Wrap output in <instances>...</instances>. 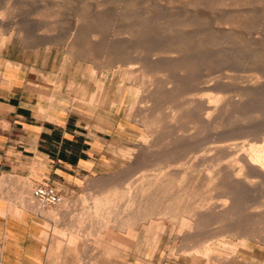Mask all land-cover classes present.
<instances>
[{
    "label": "rangeland",
    "instance_id": "1",
    "mask_svg": "<svg viewBox=\"0 0 264 264\" xmlns=\"http://www.w3.org/2000/svg\"><path fill=\"white\" fill-rule=\"evenodd\" d=\"M2 47L31 65L41 113L76 114L106 144L99 172L66 188L58 206L42 211L51 264H85L91 258L87 264H264V182L252 177L238 187L228 175L217 174L232 159L240 166L243 149L249 153L251 145L263 144L264 0H0ZM142 119H149L150 129ZM230 143L238 146L227 151ZM138 166L154 170L138 172ZM168 171L177 174L165 176ZM142 173L153 176L137 181ZM141 190L151 201L142 211ZM104 194L112 196L113 209L94 208L96 196ZM227 197L228 203L238 202L233 216L222 222L206 217L192 232L196 239L183 240L186 230L179 238L180 218H190L208 203L223 204ZM175 203L178 219L172 222L162 211H172ZM150 205L156 213L151 221L125 229L122 216L144 215ZM199 241L214 244L216 259L211 256L209 263V257L196 253Z\"/></svg>",
    "mask_w": 264,
    "mask_h": 264
},
{
    "label": "crops",
    "instance_id": "2",
    "mask_svg": "<svg viewBox=\"0 0 264 264\" xmlns=\"http://www.w3.org/2000/svg\"><path fill=\"white\" fill-rule=\"evenodd\" d=\"M29 66L0 48V264H51L33 186L49 184L63 195L105 165L104 139L76 114L40 112Z\"/></svg>",
    "mask_w": 264,
    "mask_h": 264
},
{
    "label": "bare ground",
    "instance_id": "3",
    "mask_svg": "<svg viewBox=\"0 0 264 264\" xmlns=\"http://www.w3.org/2000/svg\"><path fill=\"white\" fill-rule=\"evenodd\" d=\"M226 2V1H225ZM254 2V1H253ZM257 2V1H256ZM132 4V3H131ZM235 8V7H234ZM131 12V11H130ZM238 12V11H237ZM134 14V13H133ZM194 15V14H193ZM202 15H204V14H202ZM206 16V15H205ZM133 18V17H132ZM175 18V17H174ZM226 19V18H225ZM77 20V19H76ZM134 21V20H133ZM137 21V20H136ZM158 21V20H157ZM168 21V20H167ZM175 21V20H174ZM80 22V21H79ZM172 22V21H171ZM138 23V22H137ZM149 23V22H148ZM154 23V22H153ZM103 24V23H102ZM158 24V23H157ZM99 25V24H98ZM151 25V24H150ZM155 25V24H154ZM175 25V24H174ZM224 25V24H223ZM229 25V24H228ZM251 25V24H250ZM139 26H141V24L139 25ZM165 26V25H164ZM114 27V26H113ZM122 28H124V26L122 27ZM138 28V27H137ZM160 28V27H159ZM225 28V27H224ZM262 28V27H261ZM158 29V28H157ZM175 29V28H174ZM150 30V29H149ZM239 30V29H238ZM126 31V30H125ZM227 31V30H226ZM160 32V31H159ZM153 33V32H152ZM175 33V32H174ZM260 34H261V32H260ZM158 35V34H157ZM163 36V35H162ZM228 36V35H227ZM154 37V36H153ZM157 37V36H156ZM236 37V36H235ZM109 39V38H108ZM155 39V38H154ZM225 39V38H224ZM150 40H152V39H150ZM166 40V39H165ZM170 40H172V39H170ZM185 40V39H184ZM213 41H216V40H213ZM223 41V40H222ZM128 42V41H127ZM159 42V41H158ZM182 42V41H181ZM174 43V42H173ZM206 43V42H205ZM213 43V42H212ZM233 43H235L234 41H233ZM103 44H105V43H103ZM164 44V43H163ZM177 44V43H176ZM152 45V44H151ZM175 45V44H174ZM173 45V46H174ZM179 45H181V43L179 44ZM208 45V44H207ZM220 45V44H219ZM236 45V44H235ZM100 46V45H99ZM98 46V47H99ZM129 46V45H128ZM178 46V45H177ZM188 46H189V44H188ZM197 46H198V44H197ZM204 46V45H203ZM202 46V47H203ZM125 47V46H124ZM172 47V46H171ZM181 47V46H180ZM193 47V46H192ZM238 47V46H237ZM103 48V47H102ZM150 48V47H149ZM170 48V47H169ZM197 48V47H196ZM195 48V49H196ZM199 49H200V47H198ZM197 48V49H198ZM125 49V48H124ZM164 49L166 50L167 48H165V46H164ZM172 49H174V48H171V50ZM180 49V48H179ZM106 50V49H105ZM181 50V49H180ZM179 50V51H180ZM188 50V49H187ZM207 50V49H206ZM167 51V50H166ZM183 51V50H182ZM205 51V50H204ZM120 52V51H119ZM150 52V51H149ZM169 52H171V53H173L172 51H169ZM174 52H177V49H176V51H174ZM191 52H193V51H191ZM208 52V51H207ZM161 53V52H160ZM170 53V54H171ZM177 53H179V52H177ZM180 53H181V51H180ZM146 54V53H145ZM158 54V53H157ZM153 55V54H152ZM158 55H160V54H158ZM168 55V54H167ZM151 57V56H150ZM161 58V57H160ZM208 60H209V58H208ZM130 61V60H129ZM163 61V60H162ZM178 61H180V60H178ZM193 61V60H192ZM138 62V61H137ZM156 62V61H155ZM195 62V61H194ZM209 62V61H208ZM132 63H135V61H133ZM131 63V64H132ZM145 63V62H144ZM151 64V63H150ZM155 65V64H154ZM167 65V64H166ZM187 65V64H186ZM209 65V64H208ZM207 66V65H206ZM154 69V68H153ZM150 70V69H149ZM155 70L157 71V69L155 68ZM154 70V71H155ZM184 70V69H183ZM188 71V70H187ZM146 72V71H145ZM131 73H132V71H131ZM130 73V74H131ZM134 73V72H133ZM151 73H152V71H151ZM200 73V72H199ZM153 74V73H152ZM165 75V74H164ZM144 77V75H140L139 77L141 78V77ZM149 76V75H148ZM173 76V75H172ZM142 77V78H143ZM192 77V76H191ZM145 78H147V77H145ZM144 78V79H145ZM150 78V77H149ZM164 78H165V76H164ZM133 79H134V77H133ZM143 79V80H144ZM148 79V78H147ZM132 80V79H131ZM137 80V79H136ZM138 80H140V79H138ZM142 80V79H141ZM149 80V79H148ZM150 80H151V78H150ZM185 80V79H184ZM154 81V80H153ZM144 82H145V80H144ZM139 83V82H138ZM142 83H143V81H142ZM147 83V82H146ZM161 83V82H160ZM166 83V82H165ZM183 83H184V81H183ZM134 84V83H133ZM153 84V83H152ZM167 84V83H166ZM165 85V84H164ZM180 85V84H179ZM186 85H188V84H186ZM191 85V84H190ZM123 86V85H122ZM183 86V85H182ZM189 86V85H188ZM199 86V85H198ZM192 88V87H191ZM161 89V88H160ZM165 89V88H164ZM144 90V89H143ZM180 91V90H179ZM192 91V90H191ZM155 92V91H154ZM178 92V91H177ZM183 92V91H182ZM242 92V91H241ZM264 92V91H263ZM259 93V92H258ZM141 95V94H140ZM143 95V94H142ZM151 95V94H150ZM155 95V94H154ZM167 95V94H166ZM169 95V94H168ZM173 95H174V92H173ZM152 96V95H151ZM239 96H241V95H239ZM259 96H261V95H259ZM139 97V96H138ZM142 97V96H141ZM148 98V97H147ZM180 99V98H179ZM182 99V98H181ZM193 99V98H192ZM177 100V99H176ZM188 100V99H187ZM200 102H202V106H203V104H204V99L203 98H200ZM154 101V100H153ZM249 101V100H248ZM263 101V100H262ZM177 102V101H176ZM181 102V101H180ZM217 102H219L218 100H217ZM253 102V101H252ZM260 102V101H259ZM162 103V102H161ZM148 104V103H147ZM228 104V103H227ZM157 105H159V104H157ZM197 105V104H196ZM200 105V104H199ZM253 105V104H252ZM182 106V105H181ZM187 106V105H186ZM226 106V105H225ZM166 107H168V106H166ZM192 107V106H191ZM243 107V106H242ZM249 107V106H248ZM251 107V106H250ZM201 108V107H200ZM226 108V107H225ZM259 108V107H258ZM168 109H169V107H168ZM256 109H257V107H256ZM148 110V109H147ZM154 110V109H153ZM175 110V109H174ZM182 110H184V109H182ZM202 110V109H201ZM239 110H240V108H239ZM157 111V110H156ZM178 111V110H177ZM176 111V112H177ZM237 111V110H236ZM145 112H147V111H145ZM153 112V111H152ZM170 112V111H169ZM190 112V111H189ZM201 113H202V111H200ZM253 112V111H252ZM155 113V112H154ZM235 113V112H234ZM147 115H148V113H146ZM181 114V113H180ZM187 114V113H186ZM252 114V113H251ZM204 115V114H203ZM221 115V114H220ZM232 115V114H231ZM143 116V114H142V112H141V117ZM223 116H224V114H223ZM243 116H244V114H243ZM144 117V116H143ZM231 117V116H230ZM239 117V116H238ZM240 117H241V115H240ZM259 117V116H258ZM146 118V117H145ZM149 118V117H148ZM166 118H168V117H166ZM175 118V117H174ZM192 118V117H191ZM151 119V118H150ZM153 119H155V118H153ZM158 119V118H157ZM241 119V118H240ZM243 119V118H242ZM143 120V119H142ZM149 120V119H148ZM148 120L147 121H142L143 123H145L144 125H145V128L146 129H150V127H149V122H148ZM217 120V119H216ZM152 121V120H151ZM160 121H162V120H160ZM164 121V120H163ZM166 121H167V119H166ZM187 121V120H186ZM215 121V120H214ZM237 121V120H236ZM253 122V121H252ZM168 123V122H167ZM207 123V122H206ZM213 123H215V122H213ZM151 124H152V122H151ZM155 124H157V123H155ZM162 124H164V123H162ZM154 125V124H153ZM152 125V126H153ZM253 125V124H252ZM262 125V124H261ZM151 126V125H150ZM153 127H155V126H153ZM169 127V126H168ZM174 127V126H173ZM178 127V126H177ZM245 127V126H244ZM261 127V126H260ZM172 128V127H171ZM188 128V127H187ZM196 128V127H195ZM234 128V127H233ZM239 128V127H238ZM231 129H232V127H231ZM192 130H194V129H192ZM156 131V130H155ZM168 131V130H167ZM173 131V130H172ZM212 131V130H211ZM233 131H235V130H233ZM258 131V130H257ZM220 132V131H219ZM263 132V131H262ZM152 133V132H151ZM190 133V132H189ZM261 133V132H260ZM218 135V134H217ZM229 135V134H228ZM251 135V134H250ZM254 135V134H253ZM262 135H264V132L262 133ZM175 135H173V137H174ZM221 136H222V134H221ZM143 137V136H142ZM239 137V136H238ZM247 137V136H246ZM255 137V136H254ZM260 136H258V138H259ZM144 138V137H143ZM142 138V139H143ZM215 138V137H214ZM256 138V137H255ZM220 139V138H219ZM252 139V138H251ZM260 139H261V137H260ZM145 140V139H144ZM143 140V141H144ZM147 140V139H146ZM174 140V139H173ZM221 140V139H220ZM226 140V139H225ZM224 140V141H225ZM234 140V139H233ZM250 140V139H249ZM256 140V139H255ZM255 140H253L254 142H255ZM262 140H263V144H254V145H251V144H249V145H251L250 146V150H249V148H248V150L250 151L249 153H247V152H245V151H243L242 149V152L238 149V151H240L241 152V155H239L240 153L237 151V152H235V153H239L238 154V157L237 158H240V159H238L239 160V162L241 163V165L240 166H237V161H235V162H233V159L228 163L229 165H227L226 164V166L224 167H222V168H220L219 170H217L218 172H217V174H218V177H223V176H225V175H228L229 176V178L230 179H232L233 180V182H235V184L239 187H245L244 185H246L247 186V184H249L250 182H253V181H251V179H252V177H256V178H260L263 182H264V138H262ZM219 141V140H218ZM223 141V142H224ZM236 141H237V139H236ZM260 141V140H259ZM220 142V141H219ZM240 142V141H239ZM239 142L237 141L236 143H238L239 144ZM243 142V141H242ZM247 142V141H246ZM250 141H248L247 143H249ZM256 142L258 143V141L256 140ZM232 143V142H231ZM230 143V145H226V148L225 149H227V151H228V149H232L233 147H235L237 144L235 143L234 145L235 146H233V144H231ZM234 143V142H233ZM246 143V145H248ZM251 143V142H250ZM253 143V142H252ZM260 143H262V142H260ZM183 144V143H182ZM228 144V143H227ZM241 145H243V144H241V142H240V146ZM245 143H244V146H242V148H244L245 146ZM147 146V145H146ZM221 146H223V145H221ZM238 146V145H237ZM239 146V147H240ZM148 147V146H147ZM158 147V146H157ZM219 147V146H218ZM221 148V147H220ZM224 148V147H223ZM241 148V147H240ZM196 149H197V147H196ZM237 150V149H236ZM236 150H234V151H236ZM146 151V150H145ZM195 151V150H194ZM232 150H229V152H231ZM174 152V151H173ZM192 153H193V151H192ZM134 154V153H133ZM133 154H130V155H133ZM162 154V153H161ZM231 154H233V151L231 152ZM180 155V154H179ZM188 155V154H187ZM219 155V154H218ZM235 155V154H234ZM171 156V155H170ZM170 156H167V157H170ZM232 156V155H231ZM240 156V157H239ZM140 157V156H139ZM138 157V158H139ZM173 157V156H172ZM175 157V156H174ZM144 158V157H143ZM176 158V157H175ZM235 158V157H234ZM130 159V158H129ZM142 159V158H141ZM172 159V158H171ZM182 159H183V157H182ZM170 160V159H169ZM169 160H167V161H169ZM213 160V159H212ZM223 160H225V159H223ZM237 160V159H236ZM138 161V160H137ZM158 161V160H157ZM161 161V160H160ZM165 161V160H164ZM179 161V160H178ZM216 160H214V162H215ZM222 162V161H221ZM238 162V163H239ZM139 163H141L142 164V161L141 162H139ZM146 163H148V162H146ZM155 163V162H154ZM167 163V162H166ZM171 162L169 161V164L166 166L167 168H169L170 167V169L172 168L171 167V164H170ZM173 163H174V161H173ZM179 163V162H178ZM133 164H135L134 162H133ZM217 164V163H216ZM138 165V164H137ZM204 165V164H203ZM202 165V166H203ZM209 165H211V164H209ZM224 165V164H223ZM135 166H136V164H135ZM140 166V165H139ZM139 166H138V168H139ZM160 166V165H159ZM175 167H176V164L174 165ZM215 166V165H214ZM222 165H220V167H221ZM162 167V166H161ZM160 167V168H161ZM146 168H148L149 169V171L151 172V171H153L154 169H151L149 166H147ZM146 168L143 166V167H140L137 171L138 172H140V171H144V170H146ZM159 168V169H160ZM166 168V169H167ZM135 169V168H134ZM165 169V168H164ZM169 169V170H170ZM214 169V168H213ZM161 170V169H160ZM162 170H163V168H162ZM174 170V169H173ZM172 170V171H173ZM211 170H212V167H211ZM147 171V170H146ZM155 171H158V170H155ZM165 171V170H164ZM167 172L166 174H165V176L167 175V176H172V175H175V174H177V173H175V172ZM138 172H136V173H138ZM150 172L148 173V174H150ZM163 172V171H162ZM166 172V171H165ZM135 173V174H136ZM215 173V172H214ZM128 174V173H127ZM147 173L145 174V173H142V174H140V175H138V177H137V181H142L143 182V180L144 181H146L149 177H151L152 178V176H153V173H152V176H149ZM158 174V173H157ZM157 174H154V176H156ZM151 175V174H150ZM207 175V174H206ZM129 176V175H128ZM149 176V177H148ZM164 176V175H163ZM164 176V177H165ZM183 176V175H182ZM209 176V175H208ZM133 177V176H132ZM146 177H148V178H146ZM198 177V176H197ZM201 177V176H200ZM213 177H215L214 175H213ZM115 178V177H114ZM130 178V177H129ZM157 178H159V177H157ZM185 178H186V176H185ZM224 178V177H223ZM132 179V178H131ZM146 179V180H145ZM154 179H155V177H154ZM171 179V178H170ZM181 179H182V177H181ZM198 179V178H197ZM211 179V178H210ZM210 179H208V181H210ZM214 179V178H213ZM228 179V178H227ZM120 180V179H119ZM129 180V179H128ZM127 180V181H128ZM133 180V179H132ZM158 180V179H157ZM167 181H168V179H166ZM172 180V179H171ZM174 180H175V178H174ZM174 180H172V181H174ZM194 180V179H193ZM205 180V179H204ZM221 180V179H220ZM123 181V180H122ZM131 181V180H130ZM164 181V180H163ZM120 182V181H119ZM162 182V181H161ZM182 182V181H181ZM198 182V181H197ZM115 183V182H114ZM139 183V182H138ZM158 184H159V182H157ZM156 182H155V184H157ZM167 182H165V184H166ZM170 183H171V181H170ZM169 183V184H170ZM226 183V182H225ZM118 184V183H117ZM120 184V183H119ZM145 184V183H144ZM149 184H151V181H150V183ZM149 184L147 185V186H149ZM157 184V185H158ZM161 184V183H160ZM165 184H163L162 186H164ZM187 184H188V182H187ZM114 185H116V184H114ZM116 186H118V185H116ZM161 186V185H160ZM178 186H179V183H178ZM218 186H220V185H218ZM222 186H224V184L223 185H221V188H222ZM150 187V186H149ZM156 187H158L159 188V185L158 186H156ZM190 187V186H189ZM109 188V187H108ZM153 188H155L154 187V185H153ZM186 188V187H185ZM193 188V187H192ZM237 188V187H236ZM105 189V188H104ZM112 189H113V187H112ZM115 189H117V187H114V190ZM135 189V188H134ZM139 189H140V186H139ZM142 189H143V186H142ZM163 189V188H162ZM164 189H167V187H165ZM173 189V188H172ZM177 189V188H176ZM226 189V188H225ZM235 189V188H234ZM146 190V189H145ZM148 190H149V188H148ZM153 190V189H152ZM169 190V189H168ZM184 190V189H183ZM183 190H182V192H183ZM239 190V189H238ZM129 191H131V189L129 190ZM138 191V190H137ZM143 190H141V192H142ZM157 191V190H156ZM167 191V190H166ZM165 191V192H166ZM173 191V190H172ZM184 191H186V190H184ZM189 191V190H188ZM187 191V192H188ZM233 191V190H232ZM115 192H118V190H115ZM128 192V191H127ZM136 192V191H135ZM139 192V191H138ZM149 192V191H148ZM151 192V191H150ZM187 192H185L186 194H187ZM190 192V191H189ZM105 193L107 194V190L105 191ZM108 193H110V189L108 190ZM111 193H112V191H111ZM114 193V192H113ZM129 193V192H128ZM137 193V192H136ZM136 193H134V195H137ZM152 193V192H151ZM185 193H184V195H185ZM221 193V192H220ZM140 194H142V198H144V199H139V198H137L138 200H140L139 201V203H140V205H138V209L139 210H141V208H143V207H145L149 202L148 201H150V199L148 200V199H145V195H143V192L142 193H140ZM140 194H138V195H140ZM155 194H156V192H155ZM159 194V193H158ZM183 194V193H182ZM182 194H181V198L182 197H184V198H186L187 199V197H185V196H182ZM228 194V193H227ZM148 195V194H147ZM146 195V196H147ZM153 195V194H152ZM159 195H161V194H159ZM191 194H189V196H190ZM100 196H102V195H100ZM99 195H97L96 196V200L94 201V208L95 209H101L102 207H106V208H108V209H111L109 206L111 205L112 206V200L109 198V195H105L104 194V197L102 198V199H98L97 197H100ZM129 196H130V194H129ZM149 196H150V194H149ZM178 196V195H177ZM188 196V195H187ZM229 196H231V195H229ZM134 197V196H133ZM154 197V196H153ZM151 198V200L153 199V201H154V198L156 197H154V198ZM169 198V197H168ZM173 198V197H172ZM181 198H180V196H179V199H180V202H181ZM184 198H183V200H184ZM189 198V197H188ZM231 198V197H230ZM229 197H227L226 198V201H224V203L223 204H219V203H211V204H209L208 203V206L207 207H205V209H203L204 208V206L202 205V206H199V208L197 209V211L196 212H198L199 211V213H197V214H195L194 213V215H191V217L190 218H180L181 220H180V227L181 228H179V229H182V234L180 233V234H178L179 235V238H180V236H182V235H184L183 234V232L186 230L187 231V235H185V237H183L182 239L183 240H186V241H191L192 239H196L197 238V236H194L193 234H192V232L194 233V229H196L197 231H199L198 230V228L200 229L201 227H199V224H200V222H202V221H200V220H202V219H204V218H206V217H214L215 219H216V222H222V221H224L226 218H230V214L232 213L233 215H234V213H233V209L236 207V204L238 203H236V201L235 200H231L232 201V203H228V200L230 199ZM233 198V197H232ZM241 198V197H240ZM135 199V198H134ZM134 199H133V201H134ZM136 199V200H137ZM174 199V198H173ZM178 199V198H177ZM178 199V200H179ZM234 199V198H233ZM138 200L135 202V204H137L138 203ZM176 200V199H175ZM242 200V199H241ZM131 201V200H130ZM129 201V202H130ZM156 201V200H155ZM155 201H154V203H155ZM159 201H160V199H159ZM237 201H238V199H237ZM161 202V201H160ZM163 202V201H162ZM161 202V203H162ZM175 202H177V200L175 201ZM180 202L178 203L177 202V205L178 204H180ZM184 202V201H183ZM146 203V204H145ZM150 203H151V201H150ZM149 203V204H150ZM154 203H152V205H154ZM169 203V202H168ZM264 203V202H263ZM114 204V203H113ZM148 204V205H149ZM159 204V203H158ZM185 203H183L182 205H180V207L182 206L183 207V205H184ZM186 204H188V202L186 203ZM194 206H195V203H192ZM115 206H116V204H114ZM189 205V207H190V204H188ZM187 205V206H188ZM192 205V206H193ZM253 205V204H252ZM259 205H261V204H259ZM135 206V205H134ZM162 206V205H161ZM171 207H172V204L170 205ZM169 206V207H170ZM174 206H176V203H175V205H173V208H174ZM185 206V205H184ZM186 206V207H187ZM137 207V206H136ZM151 207V205L149 206V208ZM251 207V206H250ZM114 208V206H112V209ZM148 207L146 206V208H144V210L145 209H147ZM152 208V207H151ZM155 208V207H154ZM165 208V207H164ZM168 208V207H167ZM171 208L172 209V211H168V210H166V208H165V211L163 210L162 212V214L164 215V216H166L165 218H170L169 220H172V222L174 221H176L177 219H178V216H177V213H174V211L173 210H176V209H179V208ZM252 208H253V206H252ZM251 208V209H252ZM128 209V208H127ZM137 209V208H136ZM161 209V208H160ZM187 209H188V207H187ZM132 210V209H131ZM135 210V209H134ZM139 210H137V211H139ZM189 210V209H188ZM192 210V209H191ZM203 210H205V211H203ZM255 210V209H254ZM142 211V210H141ZM147 211V210H146ZM145 211V212H146ZM183 211H185V209L183 210ZM190 211V210H189ZM189 211H186L187 213L189 212ZM140 212V211H139ZM139 212H137V213H139ZM144 212V211H143ZM142 212V213H143ZM144 212V213H145ZM175 212H177V211H175ZM200 212H204V213H200ZM234 212H236V211H234ZM128 213V212H127ZM136 212H135V214H137ZM161 213V212H160ZM191 213V212H190ZM141 214V213H140ZM231 214V216H233ZM126 215V214H125ZM154 215H156V213H155V211H154V209L152 208V209H149L148 210V212H146L144 215H135V216H133V215H129V213H128V216H122L123 218V220H126L125 222H124V227H126L127 226V228H125V229H133V225H135V224H137L138 222H146V221H151L152 219H153V217H154ZM236 215H237V213H236ZM235 215V216H236ZM237 217V216H236ZM125 218V219H124ZM232 218V217H231ZM110 220H112V217L110 218ZM118 219L116 218V219H114L113 218V222L114 223H116V221H117ZM231 220V219H230ZM251 221V220H250ZM213 222V221H212ZM230 223V222H229ZM202 225V224H201ZM200 225V226H201ZM234 225V224H233ZM239 225V224H238ZM243 225V224H242ZM121 226H123V223H121ZM233 228V227H232ZM129 229V230H130ZM131 229V230H132ZM202 229H203V227H202ZM240 229V228H239ZM238 229V230H239ZM244 229V228H243ZM243 229H241V230H243ZM130 230V231H131ZM161 230H162V232H163V234H164V231H166L165 230V227H162L161 228ZM238 230H237V232H238ZM229 231H231V233H234L235 232V230L234 229H232V230H229ZM179 232V231H178ZM237 232H235L234 234H236ZM241 232V231H240ZM240 232H239V234H240ZM243 232V231H242ZM185 233V232H184ZM173 234V233H172ZM186 234V233H185ZM197 234V233H196ZM208 234V233H207ZM210 234V233H209ZM230 234V233H229ZM200 235V234H199ZM232 235V234H231ZM171 236V235H170ZM202 236V235H201ZM204 236V235H203ZM214 236V235H213ZM232 236H235V235H232ZM232 236H230V237H232ZM239 236V235H238ZM242 236V235H241ZM236 237V236H235ZM235 237H233V239L235 238ZM202 238V237H201ZM204 238H205V236H204ZM196 241V240H195ZM195 241H194V243H195ZM204 241V240H203ZM211 241V240H210ZM226 241V240H225ZM197 242V241H196ZM229 242H230V240H229ZM199 243H200V241H199ZM198 243V244H199ZM208 243V241H205V242H202V243H200L197 247V250L199 251V252H196V253H199L200 255H201V253H203V254H205L206 255V257L208 258L209 257V263H210V260L212 259V257L211 256H213L214 257V255L213 254H215L216 252H214V249H215V247H213V245L212 246H210L212 243H209L210 245H208L207 244ZM231 243H233V242H231ZM230 243V244H231ZM236 244V243H235ZM235 244L233 243V245L235 246ZM196 248V247H195ZM201 252V253H200ZM202 254V255H203ZM205 255H203L204 257H205ZM210 257H211V259H210ZM214 259H216L215 257H214ZM213 260V259H212ZM215 262H217V261H215ZM212 263V262H211ZM210 263V264H211ZM217 264V263H216Z\"/></svg>",
    "mask_w": 264,
    "mask_h": 264
},
{
    "label": "built area",
    "instance_id": "4",
    "mask_svg": "<svg viewBox=\"0 0 264 264\" xmlns=\"http://www.w3.org/2000/svg\"><path fill=\"white\" fill-rule=\"evenodd\" d=\"M32 195L41 210L56 207L62 200L60 191L49 184H35L32 188Z\"/></svg>",
    "mask_w": 264,
    "mask_h": 264
}]
</instances>
